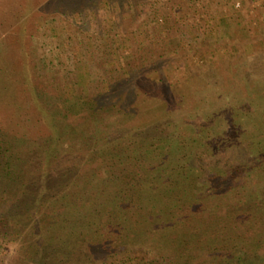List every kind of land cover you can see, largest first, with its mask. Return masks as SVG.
Returning a JSON list of instances; mask_svg holds the SVG:
<instances>
[{
	"label": "rangeland",
	"instance_id": "rangeland-1",
	"mask_svg": "<svg viewBox=\"0 0 264 264\" xmlns=\"http://www.w3.org/2000/svg\"><path fill=\"white\" fill-rule=\"evenodd\" d=\"M125 54L129 57L125 58ZM18 63L32 69L36 81L57 101L69 98L67 88L78 82L77 69L81 66H88L92 80L106 83L110 90L124 89V84L130 86L116 97L123 99L104 102L102 108L94 109V115L81 120H78L80 114L61 119L66 131L62 150L67 155L58 177L64 179L61 184L71 194L86 187L90 200L99 190L98 182L109 179L125 159L122 151L128 153V149L116 147L130 140L121 139L131 131L128 120L120 119L132 110L127 105L121 109L125 100L132 104L140 99L145 108L142 121L151 119V122L156 114H163L171 104L177 103L178 116H173L175 146H179L186 134L185 129L178 136V129L188 128L186 122L193 120L180 114V106L196 109L201 114L194 116L195 120L201 118L204 122L216 119L221 123L228 115L237 139L251 147L248 152H252L253 142L264 133V0H0V69H10L9 73L0 71V123L7 126V140L15 139V142L23 140L28 123L38 115V108L28 99L24 76L17 74ZM78 94L83 99L80 89ZM142 97L147 99L145 103ZM133 121L131 127L138 122ZM90 124L98 130L93 132L88 127ZM146 125L143 124V129ZM93 135L99 146L93 147L95 153L91 148L95 158L88 166V158L82 155L87 154ZM141 142L144 146L150 141L145 138ZM199 142L205 147L202 139ZM261 144L264 150V140ZM210 147V152L221 153L217 142L210 143ZM26 149L21 147L22 152ZM145 149L140 153L143 158L160 157L159 150L156 155L151 145L146 144ZM130 152L137 155L138 149L131 148ZM182 152L176 148L167 154L174 159L169 174L167 169L157 171L155 176L139 174L134 191L139 193L142 206L125 209V202L121 201L117 217L122 218L121 223L104 224L96 218L87 227L79 228L83 235L96 233L106 241L112 237V246L108 241L103 247L92 243L84 248V253L77 251L78 257L62 264H146L157 253L167 255L165 252L171 250V246L163 250L167 240L185 237L188 241L196 231L199 239L208 240L213 239L216 227L246 228L247 224H239L248 217L243 204L230 220L213 224L212 230L196 225L205 224L200 206L206 205L207 199L203 190L195 192L198 185L192 178L196 171L191 163L182 162ZM29 156L27 152L20 156L25 165L31 162ZM0 162H3L0 172L4 163L10 164L3 159ZM83 173L88 177H83ZM170 177L173 184L169 188L161 183V178ZM250 182L255 189L253 184L260 185L264 177L254 176ZM15 185L21 199L26 200L21 195L26 182L0 180V192L7 189V193H16ZM69 197L63 204L68 203ZM12 202L13 199L8 206L14 207ZM197 208L198 212L194 210ZM177 224H185L178 235ZM250 232L255 237L254 231ZM16 249L14 246L8 251L17 257ZM172 254L175 256V252Z\"/></svg>",
	"mask_w": 264,
	"mask_h": 264
},
{
	"label": "trees",
	"instance_id": "trees-1",
	"mask_svg": "<svg viewBox=\"0 0 264 264\" xmlns=\"http://www.w3.org/2000/svg\"><path fill=\"white\" fill-rule=\"evenodd\" d=\"M111 27L115 28V26ZM21 39L23 38L20 37ZM124 57L129 56L125 54ZM18 69L17 74L22 73L24 76V85L26 83L28 86V89L26 88L29 94L28 99L38 108V115H35L32 123H28V130L23 140L16 142L15 139L7 140L5 136L7 126L5 128V124L2 126L0 123V160L3 159L12 164L4 163L0 172V180L14 181L16 184L26 182V188L21 193L26 200L21 199L16 185L14 187L16 193H7V189L0 192V264H62L69 259H75L76 255L78 257V252L84 253V248H89L88 246L92 243L100 244L101 247L108 243L112 246L114 244L112 237H109L110 240L107 239V243L102 235L96 233L90 236L83 235L78 232L79 228L87 227V224H91V220L96 218L104 224L121 223L119 221H122V218L117 219L121 209L118 204L121 201L125 202V209L142 206V201L138 200L139 193L134 191L139 174L145 176L151 173V176H155L157 171L164 169H167L169 174L174 159L167 154L176 148L183 151L182 162H187L188 165L191 163L196 171L192 178V181L198 185V187L194 185L196 186L195 192L203 190V195L207 199V204L200 206L201 217L205 220V224L196 225L212 230L213 224H221L225 220H230L240 209L239 205L243 204L244 213H248V217L239 224L248 226L243 227L244 229L238 225L229 226V228L226 226V228L222 227V230L216 227L213 239H210L209 235L208 240L199 239L200 234L194 230L193 239L188 241L185 237L167 240L168 245H163L165 251L171 246V250L165 252L167 255L157 253L153 260L147 262L142 260L141 262H146V264H264V182L260 185L253 184L255 189L252 188L250 182L254 176L264 177V150L261 144L264 140V133L253 142L252 152H248L247 150L251 147L247 146V143L242 145L241 138L237 139L238 135L230 127L228 115L227 120L221 123L216 119H205L206 122H204L201 118L195 120L194 116L201 114L196 109L189 106L186 110L180 106L181 110L178 109L180 114L188 115L193 120H190V123L185 121L188 128L178 129L176 132L178 136L179 133L183 134L185 129L186 134L185 139L179 142V146H175L172 143L176 126L173 116L177 115V103L169 105L170 107L163 114H156L151 122V119L142 121L145 108L144 104L139 102L140 99L133 102L134 104L125 100L121 109L123 110L127 105L132 106V110L129 111L130 114H122L120 119L121 121L128 120L131 131L128 130V134H124L121 139L130 140L116 147L125 151L128 149V153L126 155L121 150L125 159L121 161L119 167H116V170H113V175L109 179H102L98 182L100 183L99 190L92 192L95 198L90 200L88 197L90 192L86 193L88 191L86 187H83L81 192H76L77 194H71V191L64 189L61 184L64 179L61 180L58 177L60 167L64 162L63 158L67 155L62 150L66 143L64 141L66 131L65 123L61 119L64 117L70 119V116L77 117L80 114L78 120H81L85 119L86 115H94L93 111L96 112L94 109L102 108L104 102L120 101L122 97L117 99L118 95L125 93L130 86L124 84L127 89L110 90L106 83L92 80L88 66H81L77 69L78 82L67 88L69 98L65 100L59 98L58 100L61 101H57L51 99L48 91L36 81L32 69L23 67L22 63L20 65L18 63ZM0 71L9 73L10 69L2 67ZM17 89H19L18 86ZM79 89L83 99L77 96ZM111 91H113L112 94ZM84 94L87 95L84 96ZM141 99L143 103L147 100L143 97ZM133 120L138 121L135 127H131L134 124ZM143 124H147L145 129H143ZM119 125L122 126V124ZM88 127L93 132L98 130L94 126L91 127V124ZM102 129H105V126ZM145 138L149 139L150 142L146 144L148 147L152 146L156 155L158 153L156 150H159L158 159L150 156L143 158L140 154H143L146 148V144L142 146L144 143L141 142ZM95 139L97 138L93 135L91 145H87L86 148L87 154L82 155L88 158V166L95 158L91 148L99 146ZM201 139L205 147L199 142ZM245 139L250 140L249 137ZM215 142L220 145L221 153L210 152V143ZM21 147L27 149L22 152ZM131 148L138 149L137 155L130 152ZM92 150L95 153L94 148ZM26 152L30 155L28 159L31 162L25 165L20 156ZM189 160L191 161L188 162ZM30 169L32 171H29ZM183 171L186 172V169ZM83 177L88 176L83 173ZM161 179V183L167 187L173 184L171 177ZM190 181L188 179L189 183ZM91 189L90 191H93V187ZM78 193H85V195ZM69 195L68 203L63 204ZM221 198L224 199L223 202ZM12 199L14 207L7 204ZM13 208L17 209V212ZM198 209L194 210L198 212ZM127 215L124 217L125 221ZM235 220L237 221L236 218ZM139 225L141 224H137ZM184 225L177 224L176 235L183 231ZM217 231L221 232L217 233ZM250 231H254L255 237ZM196 237L197 241H195ZM14 246L17 248V257L12 256L8 251ZM171 252H175V256L170 255Z\"/></svg>",
	"mask_w": 264,
	"mask_h": 264
}]
</instances>
